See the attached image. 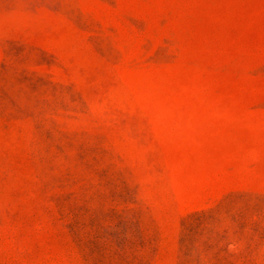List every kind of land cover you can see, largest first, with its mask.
I'll list each match as a JSON object with an SVG mask.
<instances>
[{
    "label": "rangeland",
    "instance_id": "rangeland-1",
    "mask_svg": "<svg viewBox=\"0 0 264 264\" xmlns=\"http://www.w3.org/2000/svg\"><path fill=\"white\" fill-rule=\"evenodd\" d=\"M0 264H264V0H0Z\"/></svg>",
    "mask_w": 264,
    "mask_h": 264
}]
</instances>
